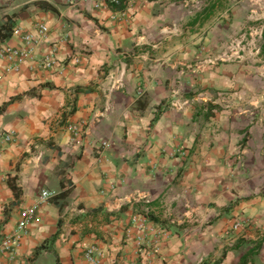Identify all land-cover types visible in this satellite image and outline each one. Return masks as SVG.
<instances>
[{
  "label": "crops",
  "instance_id": "obj_1",
  "mask_svg": "<svg viewBox=\"0 0 264 264\" xmlns=\"http://www.w3.org/2000/svg\"><path fill=\"white\" fill-rule=\"evenodd\" d=\"M7 18L0 46L28 34L55 65L0 59V243L37 206L0 264H264V56L226 49L248 25L260 46L264 0H0Z\"/></svg>",
  "mask_w": 264,
  "mask_h": 264
},
{
  "label": "built area",
  "instance_id": "obj_2",
  "mask_svg": "<svg viewBox=\"0 0 264 264\" xmlns=\"http://www.w3.org/2000/svg\"><path fill=\"white\" fill-rule=\"evenodd\" d=\"M114 1V0H102L103 3L106 4L107 2ZM98 7V5H96ZM108 7V6H107ZM47 28L44 26H40V32L45 33ZM12 33L19 34L18 30H13ZM36 42L33 38L25 34L22 36V45L18 47H2L0 46V59H4L8 62V67L6 68L7 71L13 70L17 71L20 65L26 61H29L33 64L35 68H39L42 70H50L54 67L55 61L51 57H45L43 59L36 58L34 56V44ZM255 51H259L256 48ZM204 62L198 61L197 65L194 66L195 69L203 70ZM67 130L71 133L70 142L72 144H80L82 141L83 136V126L82 124H69L67 126ZM14 140V135L11 132H5L0 136V147L5 146L8 143ZM95 149L98 151H102L109 147V144L105 141H99L94 144ZM50 198V194L47 191H42L39 195V202H45ZM37 206H29L22 210L20 215V220L17 223L16 229L12 235L5 237L0 243V254L3 252H11V250L15 249L18 246L21 238L26 234V230L28 225L32 222L34 214L36 212ZM241 225L240 222H236L234 224L235 228H238ZM141 226V224H140ZM85 259L92 263L98 264L99 259L98 255L95 254V249L90 248L87 250Z\"/></svg>",
  "mask_w": 264,
  "mask_h": 264
},
{
  "label": "trees",
  "instance_id": "obj_3",
  "mask_svg": "<svg viewBox=\"0 0 264 264\" xmlns=\"http://www.w3.org/2000/svg\"><path fill=\"white\" fill-rule=\"evenodd\" d=\"M107 6L109 9H111L114 12H123L126 10L127 6H128V0H114L112 2L108 1L107 2ZM213 10V7L208 6L207 9L205 10L206 13H211ZM12 21L11 19L7 18L4 21V24L2 26H0V42L6 40L8 37L11 36V31H12ZM259 55L260 56H264V26L261 30V44L259 46ZM83 90H80V92H82ZM79 92V90L77 91ZM209 108V112H208V116L211 115V110L216 109L215 106H208ZM12 190L14 191V193L16 194V196L19 195L20 193V189L11 185ZM72 189V184L70 183V181L68 183H66L65 178L61 177L60 179V192L53 196L52 198V202L57 205L59 207V209L62 208L65 199L68 197L69 193L71 192ZM150 219L155 220V217H151L149 216ZM54 238L50 239L49 242H52ZM48 242H46V244H43L38 250H36L33 254V257L35 258L39 252L41 250H43ZM254 253L253 252H249L248 254H246L244 257H242L241 261L239 264H247L248 258L251 257ZM222 258H220L221 260Z\"/></svg>",
  "mask_w": 264,
  "mask_h": 264
},
{
  "label": "rangeland",
  "instance_id": "obj_4",
  "mask_svg": "<svg viewBox=\"0 0 264 264\" xmlns=\"http://www.w3.org/2000/svg\"><path fill=\"white\" fill-rule=\"evenodd\" d=\"M238 36L231 38L226 43V49L228 56L234 54L237 50L243 48L245 54V60H254V52L259 47V31L258 28L252 25H248L241 31ZM241 56L240 53L236 54Z\"/></svg>",
  "mask_w": 264,
  "mask_h": 264
}]
</instances>
